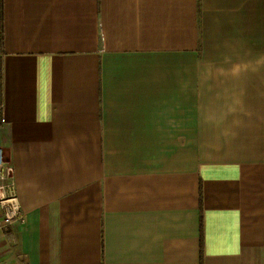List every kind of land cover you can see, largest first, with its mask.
Returning <instances> with one entry per match:
<instances>
[{"label":"crops","instance_id":"obj_1","mask_svg":"<svg viewBox=\"0 0 264 264\" xmlns=\"http://www.w3.org/2000/svg\"><path fill=\"white\" fill-rule=\"evenodd\" d=\"M2 264H264V0H0Z\"/></svg>","mask_w":264,"mask_h":264},{"label":"built area","instance_id":"obj_2","mask_svg":"<svg viewBox=\"0 0 264 264\" xmlns=\"http://www.w3.org/2000/svg\"><path fill=\"white\" fill-rule=\"evenodd\" d=\"M24 214L16 191L15 171L5 151L0 147V233L15 223H23ZM0 264L1 251H0Z\"/></svg>","mask_w":264,"mask_h":264},{"label":"rangeland","instance_id":"obj_3","mask_svg":"<svg viewBox=\"0 0 264 264\" xmlns=\"http://www.w3.org/2000/svg\"><path fill=\"white\" fill-rule=\"evenodd\" d=\"M5 151V150H4ZM6 154V153H5Z\"/></svg>","mask_w":264,"mask_h":264}]
</instances>
